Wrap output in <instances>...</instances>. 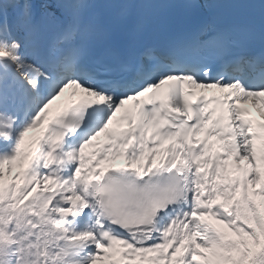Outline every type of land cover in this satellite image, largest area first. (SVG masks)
<instances>
[{
  "label": "snow or ice",
  "instance_id": "obj_1",
  "mask_svg": "<svg viewBox=\"0 0 264 264\" xmlns=\"http://www.w3.org/2000/svg\"><path fill=\"white\" fill-rule=\"evenodd\" d=\"M0 264H264V0H0Z\"/></svg>",
  "mask_w": 264,
  "mask_h": 264
}]
</instances>
